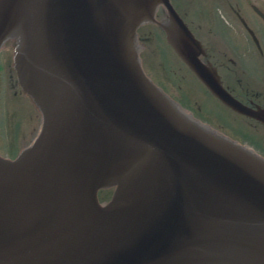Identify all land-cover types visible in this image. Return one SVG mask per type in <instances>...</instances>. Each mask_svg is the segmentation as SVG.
Instances as JSON below:
<instances>
[{"label":"water","instance_id":"1","mask_svg":"<svg viewBox=\"0 0 264 264\" xmlns=\"http://www.w3.org/2000/svg\"><path fill=\"white\" fill-rule=\"evenodd\" d=\"M148 23L215 98L264 124L170 0H0V53L14 40L41 115L31 143L0 155V264H264V157L147 75Z\"/></svg>","mask_w":264,"mask_h":264},{"label":"rangeland","instance_id":"2","mask_svg":"<svg viewBox=\"0 0 264 264\" xmlns=\"http://www.w3.org/2000/svg\"><path fill=\"white\" fill-rule=\"evenodd\" d=\"M178 1L181 0H177V10L187 12L186 22L191 24L204 46L209 47L213 59L230 70V60H237V65L245 70L247 79L256 86L264 87V52L260 54L248 34L246 35L243 26L231 21L228 16L224 17L232 23H223L222 19L226 29L222 24L215 22L213 14L224 15L225 0H182V4ZM160 12L157 18L163 21L166 15L164 11ZM243 12L249 26L258 34L261 48L264 50V39L259 35L258 22L249 19L250 13L247 9H243ZM211 22L214 24H209ZM138 38L142 46L139 55L144 70L173 98L180 101L184 108L208 122L220 123L222 129L227 128V131L231 130V118L240 120L219 106L209 95L204 94L199 82L180 66L172 53L170 54L165 46L164 35L155 24L143 25ZM14 45L13 40L7 41L3 54L0 53V155L8 158H14L21 149L32 142L41 123L40 113L34 103L18 87L13 69ZM227 78L230 81L229 75ZM219 111L224 115L217 114ZM259 131L256 133H261ZM107 191L111 195L112 190ZM105 194L102 191L99 193L101 201L105 200Z\"/></svg>","mask_w":264,"mask_h":264},{"label":"flooded vegetation","instance_id":"3","mask_svg":"<svg viewBox=\"0 0 264 264\" xmlns=\"http://www.w3.org/2000/svg\"><path fill=\"white\" fill-rule=\"evenodd\" d=\"M184 1V0H183ZM174 7L176 8L177 0H171ZM182 4L181 2L178 1ZM186 3V1H185ZM226 10L224 12V15L219 16L216 13L213 14L215 18V22H218V24H222L223 27L225 23H229V21H233L237 24H241L243 26V30L247 31L244 24L249 26V22L247 17L244 16L243 9H247L250 13L251 20L258 22V28H259V35L264 39V0H243L242 3H236L232 0H225ZM177 9V8H176ZM178 11V10H177ZM179 12V11H178ZM185 23L188 25V27L191 29V31L194 33V35L200 39L198 34L195 32L191 24L186 22L185 15H187V12H179ZM228 16L230 20H226L225 17ZM222 19H224L222 23ZM230 21V23H232ZM214 24V23H209ZM250 27V26H249ZM251 28V27H250ZM248 32H246L247 35ZM254 35L257 38L259 42L258 34L254 31ZM250 39L252 40V36L249 34ZM201 40V39H200ZM254 45L256 46L257 50L262 54L264 50L261 48V45L254 42ZM210 60V59H209ZM217 67V72L221 76L223 86L231 93L233 97H235L237 100H239L244 105H247L251 108H257L264 107V87L256 86L253 84V82L249 81L247 77L245 76L246 73L245 70L242 69L239 65H237L238 61L235 59H231V70L223 64H220V62L215 61L212 56L211 60ZM240 70H239V69ZM230 76L231 79L228 81L227 76ZM230 82V83H229ZM232 114L236 116L240 120H236L234 118H231V137L238 140L241 143H246L254 147L257 151L262 152L264 154V135L262 133H256V131H264V125L258 122L257 120L246 117L242 114L236 113L232 111ZM219 128L220 126H216ZM220 129V128H219ZM260 132V131H259ZM254 134L255 139H257L258 142H254L253 139L250 137V134ZM261 143V144H260Z\"/></svg>","mask_w":264,"mask_h":264},{"label":"bare ground","instance_id":"4","mask_svg":"<svg viewBox=\"0 0 264 264\" xmlns=\"http://www.w3.org/2000/svg\"><path fill=\"white\" fill-rule=\"evenodd\" d=\"M174 6V5H173ZM175 8V7H174ZM176 9V8H175ZM177 10V9H176ZM180 15V14H179ZM188 15V14H187ZM187 15H185L186 17H187ZM180 17H181V15H180ZM182 18V17H181ZM183 19V18H182ZM188 20V19H187ZM149 24V23H148ZM192 32V31H191ZM192 34L194 35V33L192 32ZM139 35H140V30L139 29H137V37H139ZM8 42H9V40H7ZM14 41V40H13ZM140 59H141V57H140ZM141 64H142V59H141ZM142 66H143V64H142ZM183 68H186V65L184 64V65H181ZM144 69V68H143ZM146 72V71H145ZM148 76L151 78V76L148 74ZM18 87H19V85H18ZM19 89H21L20 87H19ZM17 91H19V90H17ZM22 91V90H21ZM262 108H264V107H262ZM38 111V110H37ZM183 111V110H182ZM186 111V110H185ZM186 112H188V111H186ZM187 114V113H186ZM187 115H189V114H187ZM40 117H41V115H40ZM197 119H199L200 120V117H198V116H195ZM201 121V120H200ZM202 122V121H201ZM258 122H260V121H258ZM261 123V122H260ZM261 124H263V123H261ZM264 125V124H263ZM260 132L262 133V135H264V131H261L260 130ZM237 142H238V140H237ZM241 143V142H240ZM244 150H246V151H249L251 154H253V152H256L253 148H251V146H246L245 148H243ZM107 190H112L111 191V195H110V192L109 191H107ZM104 192V193H106L105 194V196L104 197H106V201L105 200H103V201H101V199L99 198V201L100 202H107V201H109L110 199H111V197H112V195L114 194V191H115V186H111V187H107V188H101L99 191H98V193H100V192ZM110 195V196H109ZM109 196V197H108Z\"/></svg>","mask_w":264,"mask_h":264}]
</instances>
